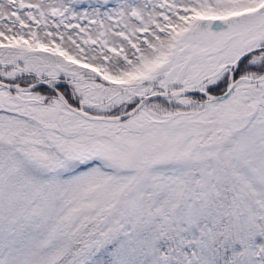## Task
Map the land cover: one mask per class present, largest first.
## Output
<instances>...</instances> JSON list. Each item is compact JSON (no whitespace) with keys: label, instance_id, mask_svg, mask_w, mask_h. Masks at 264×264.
I'll list each match as a JSON object with an SVG mask.
<instances>
[{"label":"snow or ice","instance_id":"obj_1","mask_svg":"<svg viewBox=\"0 0 264 264\" xmlns=\"http://www.w3.org/2000/svg\"><path fill=\"white\" fill-rule=\"evenodd\" d=\"M0 264H264V0H0Z\"/></svg>","mask_w":264,"mask_h":264}]
</instances>
